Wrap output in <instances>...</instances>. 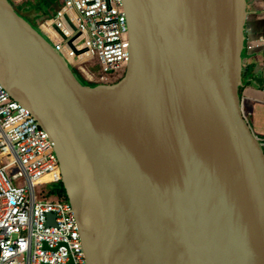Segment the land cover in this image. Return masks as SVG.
<instances>
[{"label": "water", "instance_id": "water-1", "mask_svg": "<svg viewBox=\"0 0 264 264\" xmlns=\"http://www.w3.org/2000/svg\"><path fill=\"white\" fill-rule=\"evenodd\" d=\"M123 3L127 70L90 87L0 0V83L55 144L88 264H264V144L240 96L247 0Z\"/></svg>", "mask_w": 264, "mask_h": 264}, {"label": "built area", "instance_id": "built-area-1", "mask_svg": "<svg viewBox=\"0 0 264 264\" xmlns=\"http://www.w3.org/2000/svg\"><path fill=\"white\" fill-rule=\"evenodd\" d=\"M9 1L15 7L26 0ZM54 9L38 28L62 58L73 69L77 63L97 65L101 82L94 84L122 79L131 48L123 0H58ZM1 154L0 264H88L70 202L39 201L35 192L62 181L55 144L0 83ZM48 214L55 215L53 222Z\"/></svg>", "mask_w": 264, "mask_h": 264}, {"label": "crops", "instance_id": "crops-1", "mask_svg": "<svg viewBox=\"0 0 264 264\" xmlns=\"http://www.w3.org/2000/svg\"><path fill=\"white\" fill-rule=\"evenodd\" d=\"M244 32L242 109L253 132L264 142V0H247Z\"/></svg>", "mask_w": 264, "mask_h": 264}, {"label": "rangeland", "instance_id": "rangeland-1", "mask_svg": "<svg viewBox=\"0 0 264 264\" xmlns=\"http://www.w3.org/2000/svg\"><path fill=\"white\" fill-rule=\"evenodd\" d=\"M58 0H26L23 4L21 5H15V9L18 11L20 15H23L25 17V20H27L33 27L34 29L37 30L42 36L44 34L40 31L38 26L40 25L42 18L45 17V14H53L54 8L57 5ZM41 10H44L43 14H41ZM40 14V15H39ZM45 38V36H44ZM260 44L258 42L257 47H259ZM251 47H255L252 45ZM75 70H73L74 73L78 72L80 75L81 81L89 86L94 85L93 82H101L99 73H97L99 67L97 65H91L89 63H77L76 66H74ZM111 81V79H109ZM120 79H118L119 81ZM117 81V82H118ZM109 82V81H108ZM117 82H113L110 84H114ZM102 84V83H101ZM97 85V84H96ZM5 156V155H4ZM6 157V156H5ZM4 158L0 157V164L2 163ZM13 161V156H10L7 158V162ZM3 164V163H2ZM35 192L37 195V198L39 201L44 200V199H51V200H58L60 199L58 196H56L53 193V187L51 186H45V185H40L35 188ZM63 201H66L67 199L62 198ZM67 202V201H66Z\"/></svg>", "mask_w": 264, "mask_h": 264}, {"label": "trees", "instance_id": "trees-1", "mask_svg": "<svg viewBox=\"0 0 264 264\" xmlns=\"http://www.w3.org/2000/svg\"><path fill=\"white\" fill-rule=\"evenodd\" d=\"M41 11H44V10H41ZM39 15H40V14H39ZM49 15H50V14H49ZM75 75L78 76V80H79L83 85H86V84H84V83L81 81V79H80L81 77H80V75H79L78 72H76ZM86 86H89V85H86ZM96 86H97V85L94 84V85H92V86H90V87H96ZM49 186L53 187V193H54L56 196H58L60 199H62V198L67 199L66 192H65V189H64L62 183H59V184H53V185H49ZM67 201H68V199H67Z\"/></svg>", "mask_w": 264, "mask_h": 264}, {"label": "flooded vegetation", "instance_id": "flooded-vegetation-1", "mask_svg": "<svg viewBox=\"0 0 264 264\" xmlns=\"http://www.w3.org/2000/svg\"><path fill=\"white\" fill-rule=\"evenodd\" d=\"M21 16H22V18H24V19H25V17H26V16L23 17V15H21ZM26 18H27V17H26ZM26 21H27V20H26ZM27 22H28V21H27ZM28 23H29V22H28ZM120 80H121V79H120ZM120 80H119V81H120ZM117 81H118V79H111V81L109 80L110 83L117 82Z\"/></svg>", "mask_w": 264, "mask_h": 264}, {"label": "bare ground", "instance_id": "bare-ground-1", "mask_svg": "<svg viewBox=\"0 0 264 264\" xmlns=\"http://www.w3.org/2000/svg\"><path fill=\"white\" fill-rule=\"evenodd\" d=\"M0 157H2V158H5V156L4 155H0ZM44 179H46V177L45 178H43L41 181H43ZM41 181H40V183H41ZM84 253H85V250H84ZM85 255H86V253H85Z\"/></svg>", "mask_w": 264, "mask_h": 264}]
</instances>
